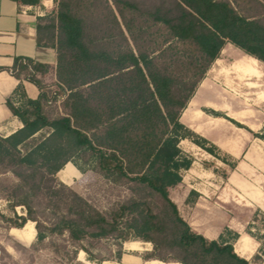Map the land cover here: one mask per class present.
Instances as JSON below:
<instances>
[{
  "label": "trees",
  "instance_id": "trees-1",
  "mask_svg": "<svg viewBox=\"0 0 264 264\" xmlns=\"http://www.w3.org/2000/svg\"><path fill=\"white\" fill-rule=\"evenodd\" d=\"M54 4L52 12L35 23L36 46L55 53L54 81L43 83L38 78L42 67L24 57L0 68L19 81L5 106L22 125L0 136V174L10 173L19 182L13 195L24 198L14 207L25 210V216L15 215L16 223L2 214L0 220L16 229L27 221L34 223L37 244L66 236L73 260L80 250L95 261L83 243L93 247V242L112 240L121 249V243L137 240L152 246L145 260L250 264L233 251L236 233L217 240L195 233L168 190L181 182V173L193 161L179 148L183 139L234 169L235 163L179 118L228 44L264 64V0H54ZM22 81L36 87L35 99L27 97ZM201 111L241 128L218 112ZM249 133L264 140V135ZM75 160L93 162L92 169L125 187L129 198L106 214L99 212L56 178ZM260 221L264 215L255 211L244 231L260 243L252 264L264 257V225L257 235L252 232ZM52 247L55 254L65 250ZM120 257L121 250L114 260L102 261L119 262Z\"/></svg>",
  "mask_w": 264,
  "mask_h": 264
},
{
  "label": "crops",
  "instance_id": "crops-1",
  "mask_svg": "<svg viewBox=\"0 0 264 264\" xmlns=\"http://www.w3.org/2000/svg\"><path fill=\"white\" fill-rule=\"evenodd\" d=\"M54 5V0H0L1 69L11 67L15 57H24L42 67L38 78L43 83L54 81L52 70L55 67V53L51 49L37 47L35 42L37 17L51 13ZM227 46L234 48L230 44ZM241 56L262 64L250 56L242 53ZM18 84L19 81L9 73L0 71V132L4 133L3 136L22 126L5 106V100ZM22 86L29 99L37 97L38 91L34 85L22 81ZM191 101L192 98L181 112L180 123L215 145L227 156V161L235 163V167L231 170L227 164L183 139L179 142V148L193 161L190 168L181 173V182L169 187V198L189 227L205 239L217 240L221 235L228 239V233H236L238 237L232 242L234 253L252 264L260 243L245 235L244 231L255 211L264 215V142L248 132H219L211 121L220 119L206 115L196 106L192 107ZM200 106L211 109L206 103ZM66 165L65 181H62L68 185L81 172L71 163ZM222 172L226 174L225 178ZM25 224L29 225L28 231L23 233V227L8 228L7 233L20 245L29 247L34 243L36 234L32 222ZM20 233H23L25 241L16 237ZM122 250L119 262L97 263L88 260L82 252L78 253L77 261L81 264H178L143 259L142 254L150 251L145 243L126 242L122 244ZM257 264H264V257Z\"/></svg>",
  "mask_w": 264,
  "mask_h": 264
},
{
  "label": "rangeland",
  "instance_id": "rangeland-1",
  "mask_svg": "<svg viewBox=\"0 0 264 264\" xmlns=\"http://www.w3.org/2000/svg\"><path fill=\"white\" fill-rule=\"evenodd\" d=\"M32 89L35 91L34 87ZM191 103L192 107L196 106L200 110L203 108L200 104L206 103L211 106L209 110L218 112L241 126L238 128L223 118H219L220 121H211L219 132H255L254 134L264 135V66L243 58L240 51L227 46L221 52V57L211 65L204 79L198 85ZM3 135L4 133L0 132V136ZM250 135L252 136V134ZM262 141L264 142V140ZM229 162L231 161L229 160ZM71 165L73 167L76 165L83 172L76 175L68 185L56 176L57 180L87 200L99 212L106 214L115 205L129 198V192L125 187L115 185L97 174L92 169L93 162L85 164L83 160H75L74 165L72 163ZM17 185L19 182L10 173L0 174V214L14 223H16L15 215L25 216L23 207H14L24 198L20 193L13 195V189ZM41 212L42 208L38 209V213ZM44 213L48 214L45 211ZM25 225L23 233L29 230V225L27 224V229L24 228ZM263 225L264 221L255 223L253 234L257 235ZM8 228L9 224L0 220V264H81L77 261V255L82 251L78 250L73 260L71 253L73 248L66 242V236L51 237L42 244H37L34 241L35 248H31L17 243L12 236L8 235ZM23 233L16 237L25 241ZM130 241L148 244V248L150 251L152 250L150 243ZM53 244L65 247V250L55 254ZM122 244L121 249H119V243L112 240L93 242V247H90L88 243L82 245L91 251L92 257L96 258L97 263H101L104 259L112 258L114 260L119 250L122 254Z\"/></svg>",
  "mask_w": 264,
  "mask_h": 264
},
{
  "label": "bare ground",
  "instance_id": "bare-ground-1",
  "mask_svg": "<svg viewBox=\"0 0 264 264\" xmlns=\"http://www.w3.org/2000/svg\"><path fill=\"white\" fill-rule=\"evenodd\" d=\"M67 168H68V166L65 164V165L63 166V168H62L60 171H58V172L56 173V176H57L59 179L65 181V179H64V175H65V170H66ZM24 228L27 229V228H28V225L26 224Z\"/></svg>",
  "mask_w": 264,
  "mask_h": 264
}]
</instances>
